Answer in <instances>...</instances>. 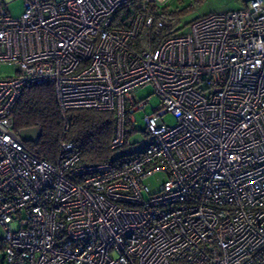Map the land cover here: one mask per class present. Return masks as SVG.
<instances>
[{
  "label": "built area",
  "instance_id": "built-area-1",
  "mask_svg": "<svg viewBox=\"0 0 264 264\" xmlns=\"http://www.w3.org/2000/svg\"><path fill=\"white\" fill-rule=\"evenodd\" d=\"M168 1L0 0V66L15 72L0 75V264H264V0L186 34ZM38 84L65 120L113 112L107 160L24 146L12 110ZM144 87L159 104L129 143Z\"/></svg>",
  "mask_w": 264,
  "mask_h": 264
},
{
  "label": "trees",
  "instance_id": "trees-1",
  "mask_svg": "<svg viewBox=\"0 0 264 264\" xmlns=\"http://www.w3.org/2000/svg\"><path fill=\"white\" fill-rule=\"evenodd\" d=\"M169 15L176 18L173 11ZM11 121L13 132L17 134L26 128L39 127L35 141L22 140L24 146L39 159L55 161L62 141L75 143L81 161L85 163L102 162L110 156L113 112L90 108L71 109L66 112L65 120L50 84L25 88L12 110Z\"/></svg>",
  "mask_w": 264,
  "mask_h": 264
},
{
  "label": "rangeland",
  "instance_id": "rangeland-1",
  "mask_svg": "<svg viewBox=\"0 0 264 264\" xmlns=\"http://www.w3.org/2000/svg\"><path fill=\"white\" fill-rule=\"evenodd\" d=\"M243 0H169L167 2V9L173 11L174 15L179 19L174 26V31L177 34H186L190 31L192 21L205 14L209 13H222L227 11H236L245 7ZM7 10L12 16H18L22 10V3L20 1H12L7 4ZM185 9V10H183ZM14 67L7 64L0 66L1 76L14 75ZM132 97L136 103L142 102L148 98L147 104L134 112L133 116L135 122L132 125H128L127 141L129 143L140 142L144 138V115L150 113L151 108L159 104V97L153 92L151 87H144L132 93ZM166 123H173V119L170 115L164 116ZM39 135V127L34 126L21 130L18 136L22 140L35 141ZM166 175L163 172L155 173L145 180V183L149 186V189L155 191L160 184L165 180ZM3 230L0 227V236Z\"/></svg>",
  "mask_w": 264,
  "mask_h": 264
},
{
  "label": "water",
  "instance_id": "water-1",
  "mask_svg": "<svg viewBox=\"0 0 264 264\" xmlns=\"http://www.w3.org/2000/svg\"><path fill=\"white\" fill-rule=\"evenodd\" d=\"M245 3H247L248 1H250V0H243Z\"/></svg>",
  "mask_w": 264,
  "mask_h": 264
}]
</instances>
